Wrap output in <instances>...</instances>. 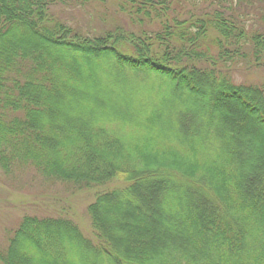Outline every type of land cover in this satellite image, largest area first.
Wrapping results in <instances>:
<instances>
[{"label": "trees", "instance_id": "16d2710c", "mask_svg": "<svg viewBox=\"0 0 264 264\" xmlns=\"http://www.w3.org/2000/svg\"><path fill=\"white\" fill-rule=\"evenodd\" d=\"M54 4L124 22L86 36ZM240 62L264 67V0H0V170L119 184L87 207L95 242L23 215L0 264H264V83ZM107 75L158 90L114 100Z\"/></svg>", "mask_w": 264, "mask_h": 264}, {"label": "rangeland", "instance_id": "374dc122", "mask_svg": "<svg viewBox=\"0 0 264 264\" xmlns=\"http://www.w3.org/2000/svg\"><path fill=\"white\" fill-rule=\"evenodd\" d=\"M87 6L90 5L54 4L51 9L59 17L64 18L67 25L86 36L99 34L111 28L110 26L115 22H124L123 18L114 14L109 17L108 21H102V18L98 17L97 13L93 12L91 8L87 9ZM127 25L130 27L129 23ZM235 66V68L228 71V75L235 83L252 85L264 83V67L249 66L243 62ZM107 78L108 81L112 82V84L110 83L112 87L109 86L107 80H104V82L108 89H112L110 93L114 100L118 97V92L124 90L121 94H127L123 96L126 99L130 98L131 104H133L134 101L138 102L146 96H144L145 90L152 94H155L158 90L157 84L150 86L152 79L145 83L136 82V80L133 83L135 87H120L122 89L120 90L119 86H122L120 81L124 80L123 78H120V80L119 78L113 79L109 75H107ZM153 98L154 100L158 99L156 96ZM119 101L122 103L124 100L121 97ZM118 185H114V182H107L85 188L72 183L44 182L31 173L8 176L0 170V247H5L9 229L23 215L54 217L67 215L77 224L84 238L95 242L97 240L96 232L87 207L95 200L97 193L108 189L109 186L113 188Z\"/></svg>", "mask_w": 264, "mask_h": 264}]
</instances>
